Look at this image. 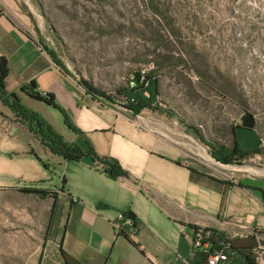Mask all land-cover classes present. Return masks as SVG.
Returning a JSON list of instances; mask_svg holds the SVG:
<instances>
[{"label": "crops", "instance_id": "1", "mask_svg": "<svg viewBox=\"0 0 264 264\" xmlns=\"http://www.w3.org/2000/svg\"><path fill=\"white\" fill-rule=\"evenodd\" d=\"M29 24L12 0H0L5 96L14 93L66 143L116 160L125 175L109 177L88 154L52 152L0 98V264H65L63 252L82 264H204L196 228L252 239L264 264V145L236 175L209 171L218 146L185 116L165 105L134 114L94 96ZM126 211L134 220L118 216Z\"/></svg>", "mask_w": 264, "mask_h": 264}, {"label": "rangeland", "instance_id": "2", "mask_svg": "<svg viewBox=\"0 0 264 264\" xmlns=\"http://www.w3.org/2000/svg\"><path fill=\"white\" fill-rule=\"evenodd\" d=\"M12 2L61 65L108 98L97 97L123 105L147 97L214 146L232 147L239 116L250 112L264 145V0ZM136 72L144 83L131 92ZM210 156L207 169L223 176L252 163V155L234 163Z\"/></svg>", "mask_w": 264, "mask_h": 264}, {"label": "trees", "instance_id": "3", "mask_svg": "<svg viewBox=\"0 0 264 264\" xmlns=\"http://www.w3.org/2000/svg\"><path fill=\"white\" fill-rule=\"evenodd\" d=\"M4 72H5L4 65L3 63H0V98H2V100L10 106V108L14 111L16 116H18V118L23 123H25L29 127V129L40 139V141H42V143L48 146L52 152L59 154L68 160H75L88 154L92 157V159L102 163L103 170L109 177L115 178L119 175H125V171L121 168V166L116 160L107 157H99L92 150L83 151L76 145H71L66 143L63 140L62 136L58 134L52 128V126L46 120H44L39 114L21 105L17 99V96L14 93L6 97L3 89V81H2ZM143 83L144 81L139 85H135V86L129 85V90L132 92L137 87L142 86ZM82 84L87 89V91L92 93L94 96L98 95L108 98L102 92L93 89L87 82L82 81ZM31 94L33 96L42 98L52 103L49 97H41L33 91H31ZM127 100L128 101L124 106L134 114L139 113L144 107L151 106L150 99L144 96L138 98L136 96H128ZM65 121L68 126L72 127V125L67 121V118L65 119ZM72 128L76 130L74 127ZM260 148L261 147L259 146L255 149L245 151L235 141L232 147H226L224 145H221L216 148H213L212 154L217 160H219L222 163H234L241 158H245L250 153L258 152ZM39 193L43 194L42 191H39ZM123 215L134 220V215L131 213V211H126L123 213ZM209 242L211 245V249L220 248L222 244H225L227 242L229 243V247L226 249L227 260L224 263L257 264L255 254L253 252V247L255 246V242L252 239L237 238L229 241L226 237L222 235H218L213 232V234L209 238ZM203 253L205 257H207L208 252L206 251ZM63 258L65 264H82L81 262L74 259L65 252H63Z\"/></svg>", "mask_w": 264, "mask_h": 264}, {"label": "water", "instance_id": "4", "mask_svg": "<svg viewBox=\"0 0 264 264\" xmlns=\"http://www.w3.org/2000/svg\"><path fill=\"white\" fill-rule=\"evenodd\" d=\"M142 81V75L139 72L134 73L130 78V86H135ZM256 119L250 112H243L235 126V135L240 147L249 151L259 147L262 144V137L255 128Z\"/></svg>", "mask_w": 264, "mask_h": 264}, {"label": "built area", "instance_id": "5", "mask_svg": "<svg viewBox=\"0 0 264 264\" xmlns=\"http://www.w3.org/2000/svg\"><path fill=\"white\" fill-rule=\"evenodd\" d=\"M127 109V108H126ZM118 216L120 218H125L122 213H119ZM128 218V217H126ZM211 237V231L204 228H196L193 232V245L196 249H200L203 252H208L205 263L204 264H221L227 260L226 248L229 247V243L222 244V248H213L211 249V245L209 242V238ZM262 253L264 254V249H262Z\"/></svg>", "mask_w": 264, "mask_h": 264}, {"label": "bare ground", "instance_id": "6", "mask_svg": "<svg viewBox=\"0 0 264 264\" xmlns=\"http://www.w3.org/2000/svg\"><path fill=\"white\" fill-rule=\"evenodd\" d=\"M231 169H239L238 167H230Z\"/></svg>", "mask_w": 264, "mask_h": 264}]
</instances>
